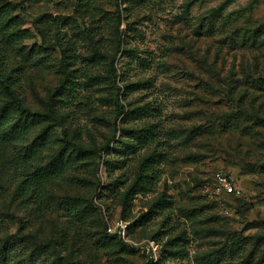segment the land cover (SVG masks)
<instances>
[{"label": "rangeland", "instance_id": "1", "mask_svg": "<svg viewBox=\"0 0 264 264\" xmlns=\"http://www.w3.org/2000/svg\"><path fill=\"white\" fill-rule=\"evenodd\" d=\"M0 17V264H264V0ZM34 154L63 173L39 206L13 166ZM218 172L243 195L218 196ZM118 219L131 242L107 235Z\"/></svg>", "mask_w": 264, "mask_h": 264}, {"label": "trees", "instance_id": "2", "mask_svg": "<svg viewBox=\"0 0 264 264\" xmlns=\"http://www.w3.org/2000/svg\"><path fill=\"white\" fill-rule=\"evenodd\" d=\"M4 15L5 14H1ZM6 17V16H5ZM2 18L0 17V21ZM0 78H2L3 83H8V78H4L0 72ZM5 83V84H6ZM9 88V85H8ZM109 145H107L108 147ZM36 154L31 156H25L23 161L14 160L13 166L15 167L16 175L21 176L20 184L18 186V192L20 198L27 202L30 205H43L44 201L47 199L50 191V187H53L54 183L63 178V173L60 168H51L48 170L36 169L35 164L37 163ZM233 196V195H229ZM235 197V196H233ZM106 233L107 227L105 228ZM109 238L115 240L116 235L107 234ZM15 236H11L10 239H13ZM9 239V240H10ZM223 255V250L219 251L217 256ZM211 254L207 258H213Z\"/></svg>", "mask_w": 264, "mask_h": 264}, {"label": "built area", "instance_id": "3", "mask_svg": "<svg viewBox=\"0 0 264 264\" xmlns=\"http://www.w3.org/2000/svg\"><path fill=\"white\" fill-rule=\"evenodd\" d=\"M214 190L218 196L233 195L235 197H241L243 195V191L236 187L233 179L222 172H218L215 175ZM129 228V224L126 221L118 219L108 226L107 232L112 235H117L126 242H131L129 239Z\"/></svg>", "mask_w": 264, "mask_h": 264}]
</instances>
